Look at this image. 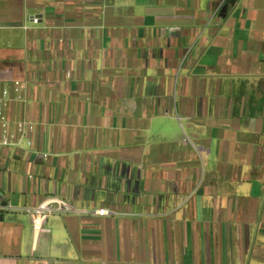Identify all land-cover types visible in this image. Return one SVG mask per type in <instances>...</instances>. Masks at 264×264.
I'll list each match as a JSON object with an SVG mask.
<instances>
[{
  "label": "crops",
  "instance_id": "1",
  "mask_svg": "<svg viewBox=\"0 0 264 264\" xmlns=\"http://www.w3.org/2000/svg\"><path fill=\"white\" fill-rule=\"evenodd\" d=\"M5 90L0 264H264V0H0Z\"/></svg>",
  "mask_w": 264,
  "mask_h": 264
},
{
  "label": "built area",
  "instance_id": "2",
  "mask_svg": "<svg viewBox=\"0 0 264 264\" xmlns=\"http://www.w3.org/2000/svg\"><path fill=\"white\" fill-rule=\"evenodd\" d=\"M42 21V17L39 15H34L29 17V22L32 24H38ZM14 89L16 92L20 90V82H14ZM9 106V98L7 96V91L5 90L0 94V147L8 145H16L20 143L24 138L26 139V133L29 130H33L34 125L28 121H19L15 124L16 133L11 131V121L7 115V108ZM26 144L30 145L31 141L26 139ZM34 217L42 216L44 218L48 217L50 214L54 213H71L76 212L75 207L69 202L59 199L52 198L51 201L42 202L39 206L35 208H25ZM94 214L104 216L109 214L107 208H99L93 211ZM40 221L37 220V224Z\"/></svg>",
  "mask_w": 264,
  "mask_h": 264
}]
</instances>
